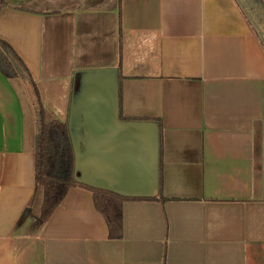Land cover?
I'll list each match as a JSON object with an SVG mask.
<instances>
[{
    "label": "crops",
    "instance_id": "1",
    "mask_svg": "<svg viewBox=\"0 0 264 264\" xmlns=\"http://www.w3.org/2000/svg\"><path fill=\"white\" fill-rule=\"evenodd\" d=\"M261 22L264 0H0L77 181L37 222L35 97L0 54V264H264ZM90 187L124 198L120 237Z\"/></svg>",
    "mask_w": 264,
    "mask_h": 264
},
{
    "label": "trees",
    "instance_id": "2",
    "mask_svg": "<svg viewBox=\"0 0 264 264\" xmlns=\"http://www.w3.org/2000/svg\"><path fill=\"white\" fill-rule=\"evenodd\" d=\"M264 45V40H262ZM10 47L0 41L1 63L7 75L19 77L27 84L31 96L35 97L37 120V140L34 153L35 190L40 191L42 200L35 219L46 220L64 197L67 189L77 184L71 173L60 176L56 171L60 157V141L68 136L67 125L57 120L47 121L39 101L38 91L32 83L28 72ZM91 188V187H90ZM93 189V188H91ZM123 197L106 189L94 188L93 200L97 210L103 215L109 236L118 238L122 235V201Z\"/></svg>",
    "mask_w": 264,
    "mask_h": 264
},
{
    "label": "water",
    "instance_id": "3",
    "mask_svg": "<svg viewBox=\"0 0 264 264\" xmlns=\"http://www.w3.org/2000/svg\"><path fill=\"white\" fill-rule=\"evenodd\" d=\"M255 27H256V30L259 31L260 37L264 40V23L263 22H261L259 24L257 23V25ZM68 131L71 134V128H70V125L69 124H68ZM85 135H86V132H85ZM91 140H92L91 137H87L86 136V144L87 145H89L91 143ZM263 147H264V112H263ZM77 155H78V153H77ZM76 161H77V159H76Z\"/></svg>",
    "mask_w": 264,
    "mask_h": 264
},
{
    "label": "rangeland",
    "instance_id": "4",
    "mask_svg": "<svg viewBox=\"0 0 264 264\" xmlns=\"http://www.w3.org/2000/svg\"><path fill=\"white\" fill-rule=\"evenodd\" d=\"M60 143H61V141H60ZM100 157H101V158H99V160H100L101 163H103V157H104V155L101 153V154H100ZM56 172H57V171H56ZM57 173H58V172H57Z\"/></svg>",
    "mask_w": 264,
    "mask_h": 264
}]
</instances>
